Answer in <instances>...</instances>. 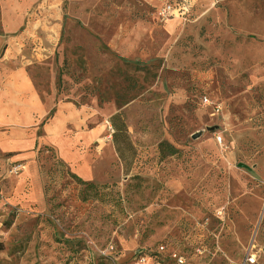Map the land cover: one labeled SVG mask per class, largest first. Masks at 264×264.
Wrapping results in <instances>:
<instances>
[{
	"label": "rangeland",
	"instance_id": "1",
	"mask_svg": "<svg viewBox=\"0 0 264 264\" xmlns=\"http://www.w3.org/2000/svg\"><path fill=\"white\" fill-rule=\"evenodd\" d=\"M14 73L0 264H264V0H0Z\"/></svg>",
	"mask_w": 264,
	"mask_h": 264
},
{
	"label": "trees",
	"instance_id": "2",
	"mask_svg": "<svg viewBox=\"0 0 264 264\" xmlns=\"http://www.w3.org/2000/svg\"><path fill=\"white\" fill-rule=\"evenodd\" d=\"M112 128V144L122 166L128 169L136 160L138 151L132 144L124 119L116 114L109 119Z\"/></svg>",
	"mask_w": 264,
	"mask_h": 264
},
{
	"label": "crops",
	"instance_id": "3",
	"mask_svg": "<svg viewBox=\"0 0 264 264\" xmlns=\"http://www.w3.org/2000/svg\"><path fill=\"white\" fill-rule=\"evenodd\" d=\"M31 87L32 86L27 78L19 73H14L11 75L10 79L2 85V88L0 89V101L8 100L7 102L9 103H20L22 101V99L20 100V97L26 95V97H24L26 102L31 98V101L29 102H33L34 107H36V95Z\"/></svg>",
	"mask_w": 264,
	"mask_h": 264
},
{
	"label": "built area",
	"instance_id": "4",
	"mask_svg": "<svg viewBox=\"0 0 264 264\" xmlns=\"http://www.w3.org/2000/svg\"><path fill=\"white\" fill-rule=\"evenodd\" d=\"M204 102H206L204 100ZM161 250H163V248H161ZM175 259L178 261L179 264H183V260L180 257H175ZM233 264H256V259L254 256H248L244 259H242L239 262L233 263Z\"/></svg>",
	"mask_w": 264,
	"mask_h": 264
}]
</instances>
